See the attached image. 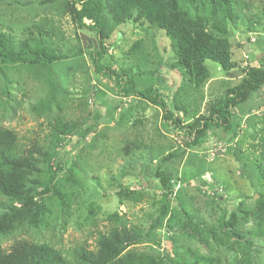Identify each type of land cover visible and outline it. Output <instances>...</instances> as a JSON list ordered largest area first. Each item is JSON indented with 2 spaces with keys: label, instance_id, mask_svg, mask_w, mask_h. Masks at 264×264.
Instances as JSON below:
<instances>
[{
  "label": "rangeland",
  "instance_id": "374dc122",
  "mask_svg": "<svg viewBox=\"0 0 264 264\" xmlns=\"http://www.w3.org/2000/svg\"><path fill=\"white\" fill-rule=\"evenodd\" d=\"M64 2L0 0L4 33L23 39L27 28L48 23L64 35V50L82 49L49 72L25 65L2 66L0 127L15 131L25 148L38 141L44 150L52 147L57 117L84 127L81 134L60 137L54 145L58 167L53 185L38 187L39 196L34 197V205L44 206L40 211L46 215L45 222L34 226L28 222L31 214L24 210L15 217L10 232L0 236V249L9 251L17 241L25 240L64 251L80 245L94 250L99 233L112 226L108 216L115 213L131 225L148 229L162 204L156 172L164 157L177 152L184 153V158L165 166L174 173L170 215L175 218L170 225L178 229L186 222L181 214L184 210L212 229L214 238L204 234L191 238L171 231L166 227L168 215L162 227L130 249L164 256L167 262L178 261L174 254L178 252L183 264H264V225L259 227L255 220L261 215L257 200L264 192V175L259 151L251 147L264 133V87L237 112L236 121L241 125L238 138L231 141L223 133H212L195 158L183 148L181 136L164 126L158 108L137 98H119L113 84L96 75L85 50L97 44L76 29ZM244 3L242 8L228 11V40L236 64L233 75L226 77L217 64L208 61L211 78L200 90L190 87L186 78L171 68L175 62L171 43L158 29L120 26L113 29L106 45L116 63L141 72L143 85L152 84L171 106L177 101L183 104L189 110L183 118L190 122L193 117L208 115L223 92L240 83L242 69L264 65V0ZM48 73L60 90L63 108L54 107L49 115H40L32 105L48 95ZM41 171L37 178L44 184L51 181L45 164ZM53 188L62 191L65 202L53 196ZM11 205L0 195V215ZM16 206L23 210L22 203ZM32 211L38 214L35 206Z\"/></svg>",
  "mask_w": 264,
  "mask_h": 264
},
{
  "label": "trees",
  "instance_id": "16d2710c",
  "mask_svg": "<svg viewBox=\"0 0 264 264\" xmlns=\"http://www.w3.org/2000/svg\"><path fill=\"white\" fill-rule=\"evenodd\" d=\"M245 5L244 0H65L64 7L76 29L89 36L97 45L89 46V54L94 72L103 75L114 86L119 98L138 100L158 108L162 112L163 124L181 136L183 148L194 153L195 158L203 149L212 133H223L231 141L238 138L241 125L236 121L237 112L259 90L264 87V65L247 66L240 72L241 81L236 86L226 89L221 98L210 108L208 115L193 117L186 122L183 115L189 110L179 101L171 106L168 98L152 84L143 85L141 72L133 67H124L115 62L106 41L114 28L126 25L136 26L142 31L158 29L170 40L175 62L171 68L178 70L186 78L189 86L200 90L211 78L206 65L210 61L219 66L226 77L233 75L236 64L232 60L231 44L228 40V11ZM145 28V29H144ZM24 38H16L4 33L0 28V70L4 65H25L29 68H42L50 71L52 67L69 59L71 54L82 53L80 46L64 50V35L52 24L41 23L27 28ZM138 47V44L137 46ZM75 50V51H74ZM132 53V52H131ZM131 53L126 55L130 60ZM139 71V70H138ZM49 93L37 104L32 105L34 112L49 115L54 107L62 109L58 86L51 81L48 73ZM54 78V77H53ZM62 91V90H61ZM56 117V116H55ZM83 124L69 122L57 117L53 125L52 147L44 150L36 141L30 148L20 144L18 134L8 128L0 127V195L8 198L12 205L0 215V236L7 235L16 216L27 211L28 222L40 226L45 222L43 204L34 205V197L39 196L38 187L50 188L55 179L57 148L54 145L60 137H73L81 134ZM260 141L251 147L259 151L260 163L264 175V133ZM184 153L174 152L164 157L156 172V178L162 187V204L159 214L148 229L131 225L123 216L111 214L107 220L112 224L106 232H100L96 239V249L86 245L77 246L69 251L57 249L48 243L17 241L9 251L0 249V264H183L179 260L166 261L158 257L130 248L148 238L155 229L165 224L171 212V199L174 196V173L166 170L168 164L184 158ZM45 164L50 172L51 181L43 183L37 178L41 165ZM247 167V165H243ZM264 187V186H263ZM53 196L65 202L62 191L53 188ZM23 204V210L17 204ZM261 215L255 217L256 223L264 225V192L257 200ZM33 206L38 214L32 211ZM40 211V212H39ZM26 214V213H25ZM187 220L178 229L171 227L175 215L167 218L166 227L179 231L191 238L203 234L212 239L214 231L199 223L194 216L181 210ZM259 232L258 235H261ZM236 235V233H233ZM245 239V236H237ZM250 243V242H249ZM185 264V263H184Z\"/></svg>",
  "mask_w": 264,
  "mask_h": 264
}]
</instances>
